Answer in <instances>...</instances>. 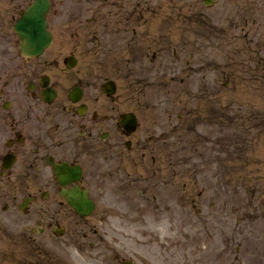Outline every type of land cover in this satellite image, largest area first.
I'll use <instances>...</instances> for the list:
<instances>
[{"label": "rangeland", "instance_id": "1", "mask_svg": "<svg viewBox=\"0 0 264 264\" xmlns=\"http://www.w3.org/2000/svg\"><path fill=\"white\" fill-rule=\"evenodd\" d=\"M139 3L148 37L132 56L147 61L162 36L163 63L132 65L131 51L113 50L109 5L89 12L111 29L89 61L117 79L120 107L137 111L143 150L103 182L90 216L73 219L53 200L64 237L0 224V264H264V0Z\"/></svg>", "mask_w": 264, "mask_h": 264}, {"label": "flooded vegetation", "instance_id": "2", "mask_svg": "<svg viewBox=\"0 0 264 264\" xmlns=\"http://www.w3.org/2000/svg\"><path fill=\"white\" fill-rule=\"evenodd\" d=\"M34 1L0 0V224L12 229L13 236L22 220L35 224L31 234L36 230L39 236L64 237L67 227L53 219V200L56 211L61 205L73 219L90 216L96 197L105 191L103 182L145 146L143 137L132 139L141 125L137 111L122 109L116 92H107L113 85L118 90L117 79L103 77L99 63L90 65L92 50L111 33L106 23L96 27L97 16L90 14L101 5L111 7L115 33L108 43L113 50L131 51L128 60L137 65L130 49L148 37L137 30L145 8L142 0H49L52 41L35 53L23 46L16 30L23 10ZM63 6H73L66 10L73 15L65 14ZM153 47L158 53L153 51L141 67L155 64L160 56L163 63L164 38L155 37ZM145 80L136 77L133 82ZM131 112L138 117L135 130L125 119ZM134 180L141 179L129 182ZM83 192L94 202L89 214L68 199ZM77 249L85 251L80 243Z\"/></svg>", "mask_w": 264, "mask_h": 264}, {"label": "water", "instance_id": "3", "mask_svg": "<svg viewBox=\"0 0 264 264\" xmlns=\"http://www.w3.org/2000/svg\"><path fill=\"white\" fill-rule=\"evenodd\" d=\"M47 8V3H43V0H37L35 4L28 8L18 23V29L22 37L37 51L42 50L50 41L45 19Z\"/></svg>", "mask_w": 264, "mask_h": 264}]
</instances>
